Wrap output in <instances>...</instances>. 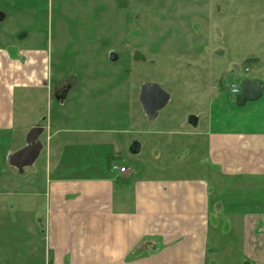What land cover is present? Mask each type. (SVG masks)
<instances>
[{
	"label": "rangeland",
	"instance_id": "374dc122",
	"mask_svg": "<svg viewBox=\"0 0 264 264\" xmlns=\"http://www.w3.org/2000/svg\"><path fill=\"white\" fill-rule=\"evenodd\" d=\"M1 43L44 49L49 63L46 99L30 92L24 100L17 92L19 114L24 101L37 108L21 140L0 143V183L17 178L26 184L50 148L55 155L66 145L70 154L90 156L70 158L71 171L97 165L99 151V165L130 167L132 182L199 177L208 160L194 143L203 150L199 132L211 121L235 123L247 115L264 124V102L242 111L232 92L244 80L264 86V0H0ZM149 83L171 96L154 120L140 102ZM191 115L203 119L201 128L190 124ZM37 126L44 128L45 155L19 173L10 157ZM220 181L213 196L259 197L264 212V177ZM8 224L6 231L14 229ZM256 240L250 262L264 261V228Z\"/></svg>",
	"mask_w": 264,
	"mask_h": 264
},
{
	"label": "crops",
	"instance_id": "0c3cea01",
	"mask_svg": "<svg viewBox=\"0 0 264 264\" xmlns=\"http://www.w3.org/2000/svg\"><path fill=\"white\" fill-rule=\"evenodd\" d=\"M48 63L44 49L0 44V143L21 140L37 108L24 101L19 114L18 91L24 100L30 92L46 99ZM258 100L238 109L254 111L264 93ZM203 123L198 118V127ZM207 127L199 132L203 150L199 141L194 143L207 167L201 176L185 180L132 182L130 167L115 161L99 165V151L97 165L71 171L70 158L73 163L85 154H70L66 145L53 155L50 148L26 184L17 178L0 183V264H264L260 256L247 260L264 228L261 199H221L212 193L222 178L264 177V124L245 115L235 123L220 119ZM1 163L0 152V169ZM9 222L14 229L6 231Z\"/></svg>",
	"mask_w": 264,
	"mask_h": 264
},
{
	"label": "water",
	"instance_id": "95a60500",
	"mask_svg": "<svg viewBox=\"0 0 264 264\" xmlns=\"http://www.w3.org/2000/svg\"><path fill=\"white\" fill-rule=\"evenodd\" d=\"M264 88L260 81L244 80L240 86V92L236 98L238 106H244L246 103L256 101L263 95ZM171 96L159 84L149 83L142 87L140 102L143 110L149 119L154 120L158 117L159 112L164 109L170 102ZM189 122L197 126L198 118L194 115L189 117ZM44 128L37 126L32 128L26 137L27 145L15 152L10 157L11 166L20 172L26 167L34 165L43 150V144L40 137Z\"/></svg>",
	"mask_w": 264,
	"mask_h": 264
},
{
	"label": "built area",
	"instance_id": "2783aa9c",
	"mask_svg": "<svg viewBox=\"0 0 264 264\" xmlns=\"http://www.w3.org/2000/svg\"><path fill=\"white\" fill-rule=\"evenodd\" d=\"M239 91H240V87H233L232 88V92L235 94V95H237L238 93H239ZM113 169L114 170H119L120 172H122V173H125V172H127V168L126 167H118L117 165H114L113 166Z\"/></svg>",
	"mask_w": 264,
	"mask_h": 264
},
{
	"label": "bare ground",
	"instance_id": "6f19581e",
	"mask_svg": "<svg viewBox=\"0 0 264 264\" xmlns=\"http://www.w3.org/2000/svg\"><path fill=\"white\" fill-rule=\"evenodd\" d=\"M239 92H240V91H239ZM238 94H239V93H238ZM238 94H237V95H238Z\"/></svg>",
	"mask_w": 264,
	"mask_h": 264
}]
</instances>
